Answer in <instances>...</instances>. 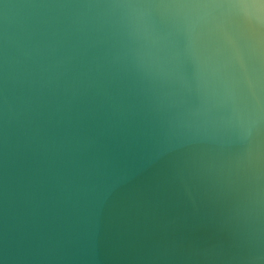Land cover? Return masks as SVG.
<instances>
[{"label":"water","instance_id":"water-1","mask_svg":"<svg viewBox=\"0 0 264 264\" xmlns=\"http://www.w3.org/2000/svg\"><path fill=\"white\" fill-rule=\"evenodd\" d=\"M0 264H264V0H0Z\"/></svg>","mask_w":264,"mask_h":264}]
</instances>
